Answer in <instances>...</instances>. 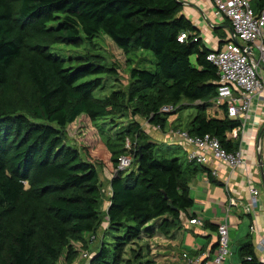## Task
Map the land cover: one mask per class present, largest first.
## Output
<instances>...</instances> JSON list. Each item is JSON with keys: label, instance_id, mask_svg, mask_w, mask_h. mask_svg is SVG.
Wrapping results in <instances>:
<instances>
[{"label": "trees", "instance_id": "16d2710c", "mask_svg": "<svg viewBox=\"0 0 264 264\" xmlns=\"http://www.w3.org/2000/svg\"><path fill=\"white\" fill-rule=\"evenodd\" d=\"M100 33L126 55L149 51L153 68L134 65L126 88L96 96L117 67L96 53L66 66L52 48L91 43ZM210 51L179 0H0V264H78L104 216L88 264H154L143 239L179 228L193 205L190 179L203 167L156 156L136 118L163 128L170 114L192 107L188 133L235 151L227 133L240 121L216 103ZM169 105L173 111L161 110ZM83 123L98 139L67 143L66 127ZM127 152L134 166L116 170ZM102 169L111 174L106 212ZM238 253L241 264H264L249 241Z\"/></svg>", "mask_w": 264, "mask_h": 264}, {"label": "crops", "instance_id": "0c3cea01", "mask_svg": "<svg viewBox=\"0 0 264 264\" xmlns=\"http://www.w3.org/2000/svg\"><path fill=\"white\" fill-rule=\"evenodd\" d=\"M179 1L182 3L183 14L197 27L205 46L211 50L225 48L231 40L230 23L222 15L213 14L212 0ZM251 5L262 6L264 0H251ZM259 73L264 84V69ZM262 94V99L256 96L252 98L247 114L238 118L239 126L227 133L242 154L241 164L231 169L209 155L207 162L200 165L203 170H199L190 179L193 205L188 214L181 216L179 228L166 235L157 234L143 239L142 242L150 246L147 258L154 264H179L180 253L185 250L191 256H211L217 242L216 227L222 221H226L229 226L231 253L226 259L228 264H241L238 247L248 241L253 246L255 257L264 262V247L259 245L260 241H264V90ZM173 120L168 117L163 128L148 122L141 123V126L152 141L174 145L172 150L175 153L181 150L184 155L179 158L187 163L186 156L191 145L173 132V129L179 128ZM101 171L102 178L107 180L101 207L106 212L111 174L105 169ZM252 187L258 191L256 206L250 212H244L243 205L252 199ZM192 218L200 219L203 224L190 223ZM106 226L107 216H104L94 238L88 241L89 247L86 250L89 254L100 244ZM78 264H88V261L82 258Z\"/></svg>", "mask_w": 264, "mask_h": 264}, {"label": "built area", "instance_id": "2783aa9c", "mask_svg": "<svg viewBox=\"0 0 264 264\" xmlns=\"http://www.w3.org/2000/svg\"><path fill=\"white\" fill-rule=\"evenodd\" d=\"M212 4L213 14L227 18L231 25V40L226 47L207 54V59L215 66L218 74L219 96L216 101L226 104L229 118L238 119L247 114L254 96L263 98L264 84L259 71L264 69V6L255 12L251 0H212ZM161 110L169 112L174 107L163 106ZM173 132L191 145L186 156L187 162L204 164L209 155L231 169L242 162L240 150L226 151L218 139L209 134L190 135L185 128H176ZM130 145L126 141L127 149H130ZM131 161V153L120 155L116 170L127 169ZM250 190L252 199L243 205L244 212H250L256 206L258 191L254 187ZM189 222L203 224L198 218H192ZM216 234L217 242L211 256L202 258L201 255L191 256L183 251L179 264H228L226 259L231 252L226 221L217 224ZM259 245L264 247V241H260ZM89 256L88 252H84L82 258L88 261Z\"/></svg>", "mask_w": 264, "mask_h": 264}, {"label": "rangeland", "instance_id": "374dc122", "mask_svg": "<svg viewBox=\"0 0 264 264\" xmlns=\"http://www.w3.org/2000/svg\"><path fill=\"white\" fill-rule=\"evenodd\" d=\"M52 50L58 53L61 57L65 59L66 66H75L77 65V57L80 55H85L88 53H96L101 55L104 58V62L106 64H113L117 67L118 74L117 78L114 77H107L106 82L103 88L96 89L94 94L96 96H103L108 94L111 90L117 88H126L128 81H129V69L136 65L141 68H148L152 69L153 64V57L151 53L147 50H137L133 53L126 55L123 53L122 49L119 48L114 42L104 33H100L99 35L92 38V42L90 43L88 40H84L79 46L74 45H67V44H55ZM146 58V60H141L142 58ZM132 61H128V59ZM141 60V61H139ZM194 113V109L192 107H184L181 110H178L175 113L169 115L171 119H174V124L179 125V128L183 129L186 127V124L192 114ZM212 113V110L210 111ZM128 117L122 120H118V125H125L128 121ZM140 123L146 124V121L142 118H136ZM82 123V121H80ZM102 124V122H99ZM106 125V129H108V124ZM120 127V126H118ZM66 139L67 143L72 146L80 147L79 142H85V144H89L94 139L97 138V132L95 128H90L88 125L78 124L76 127H66ZM110 131V130H109ZM104 133L106 131L104 130ZM102 134V136H106V134ZM109 133V132H108ZM82 139V140H80ZM156 139V138H153ZM157 143L155 149L156 156H166V157H180L183 158V152L181 150L177 151V153L172 150L175 146H170L167 143H162L160 141H155ZM170 147V148H169ZM165 154V155H164ZM134 165H130L127 169H131ZM103 172L99 170L100 178L102 179V189L105 188L107 185L102 178ZM106 184V185H105ZM104 193V190H103ZM102 207V205H101ZM102 209V208H101ZM103 210V209H102ZM87 239H90V236L87 235ZM150 250V249H149ZM148 256V254H147Z\"/></svg>", "mask_w": 264, "mask_h": 264}, {"label": "water", "instance_id": "95a60500", "mask_svg": "<svg viewBox=\"0 0 264 264\" xmlns=\"http://www.w3.org/2000/svg\"><path fill=\"white\" fill-rule=\"evenodd\" d=\"M169 204H170V202H169Z\"/></svg>", "mask_w": 264, "mask_h": 264}]
</instances>
